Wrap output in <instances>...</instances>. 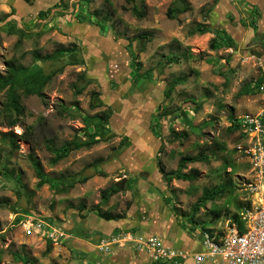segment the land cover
<instances>
[{
    "label": "rangeland",
    "instance_id": "374dc122",
    "mask_svg": "<svg viewBox=\"0 0 264 264\" xmlns=\"http://www.w3.org/2000/svg\"><path fill=\"white\" fill-rule=\"evenodd\" d=\"M174 1L143 0L145 16L139 18L132 10L133 5L141 7L139 0L134 4L126 0H0V75L6 74L9 61L27 68L37 64L46 72L64 64L42 88L44 98L25 97L18 91L25 112L15 126L0 116V164L6 166L0 167V264H59L63 236L58 233H64L63 225L75 221L73 217L92 213L89 209L101 201L100 192L126 179L120 192L101 207L104 214L123 215L130 204V190L143 181L122 165L120 160H130L129 153L133 160H147V168L160 165L166 173L176 169L182 156H207L208 160L187 164L182 171L191 174L192 181L173 179L166 184L160 174L163 199L189 232L201 226L216 238L223 236L234 223L231 216H240L256 199L245 188L252 173L246 152L249 142L239 123L243 116L257 115L264 108L259 82H255L260 80L259 71L253 58L237 62V55L232 56L227 37L208 18L209 4L192 8L189 0H183L187 10L168 18L166 12ZM40 10L49 11L38 19ZM59 12L62 15L56 14ZM77 18L90 19L103 26V33H113L130 60L131 93L136 83L151 86L150 98L157 106L151 125L156 129L155 134L151 132L150 149L129 139L128 147L120 148L127 134L113 129L112 114H125V107L117 102L107 116L109 129L104 140L90 149L71 152L51 167L45 140L61 146L74 136L82 137L85 128L93 131L101 126L99 115L107 109L103 102L109 91L104 95L100 84L90 77L81 43L72 36L71 25ZM9 22L25 35L9 34L5 26ZM201 28L207 32L200 34ZM57 51L61 52L57 61H36ZM69 60L76 64L67 65ZM81 74L90 82L76 93L73 85ZM178 76L185 77V82L165 96L168 83ZM159 93L162 101L157 103ZM6 99L7 88L0 91V109ZM260 120L264 125V115ZM31 157L39 160L49 180L40 188H36L38 178ZM96 160L103 161L89 168ZM85 168L93 175L86 183L72 189L58 185ZM97 171L107 176L95 175ZM222 185L225 194L207 202L189 220L190 209L202 191Z\"/></svg>",
    "mask_w": 264,
    "mask_h": 264
},
{
    "label": "crops",
    "instance_id": "0c3cea01",
    "mask_svg": "<svg viewBox=\"0 0 264 264\" xmlns=\"http://www.w3.org/2000/svg\"><path fill=\"white\" fill-rule=\"evenodd\" d=\"M189 2L192 8L204 2L209 4L208 18L212 26L235 40L229 49L232 56L237 55V62L254 59L253 66L259 71L261 80L256 78L255 82H260L257 84L262 91L260 95L264 97V0ZM71 27L73 38L81 43L90 77L100 84L104 95L109 91L103 103L111 109L117 102L125 107V114H112L114 131L127 134L129 141L140 142L150 149L153 135L149 128L152 113L157 107L154 99L150 98L151 86L136 83L131 93L134 82L131 79L130 60L117 45L113 33L105 34L97 25L85 21ZM156 100L157 103L162 101L160 93ZM260 113L264 115V108L258 110L257 114ZM130 155H127L130 160L120 161L128 173L138 174L143 181L136 182V187L130 190V204L124 208L122 217L104 220L93 213L73 217L75 221L71 219L63 225L59 264H155L143 247L135 245L150 236H157L165 248L177 253L205 254L199 231L195 229L189 232L166 205L163 181L156 167L147 168V160H133ZM101 244L107 245L108 252L99 250ZM204 262L215 264L216 260L206 256ZM184 264L194 262L188 258Z\"/></svg>",
    "mask_w": 264,
    "mask_h": 264
},
{
    "label": "trees",
    "instance_id": "16d2710c",
    "mask_svg": "<svg viewBox=\"0 0 264 264\" xmlns=\"http://www.w3.org/2000/svg\"><path fill=\"white\" fill-rule=\"evenodd\" d=\"M87 3L90 2V0H85ZM128 3L134 4L136 0H126ZM139 2L142 4L143 0H139ZM132 10L134 13L139 17L142 18L145 16V10L143 4L141 7H137L136 5H133ZM187 10V7H185L182 10H177L174 5L172 8H169L166 12V15L168 18H172V15L174 12L183 13ZM49 10L42 11L40 10L37 13L38 19H41L47 15ZM62 15V12L56 13ZM252 13H250L251 15ZM84 19L77 18L78 22L83 21ZM87 23H92L97 25L101 31H104L103 26H100L99 24L93 23L90 19L84 20ZM6 28H8V33L12 35H19L20 38H22L25 35V31L21 30L16 27L14 22H9L5 24ZM198 32L200 34L206 33V28L198 29ZM228 46L231 48L233 46V40L227 36ZM74 52V50H72ZM59 51L54 52L52 54H46L43 57L36 58V61H41L43 64H46V62H50L53 60L57 61L60 56ZM67 65H74L76 64L75 60H69ZM64 68V64L55 68H52L49 72H46L45 68L40 65H33L30 68L24 67L20 64H14L13 62L9 61L6 64V74L0 75V91L7 88V99L4 104V106L0 109V116L5 117L6 119L10 120V125L15 126L18 123V120L20 117L24 115L25 109L23 105L20 102V97L18 94V91L21 90L23 95L25 97L30 95H36L40 98H44V95L42 93V88L44 85L49 81L52 77H54L56 74L60 73ZM186 78L183 76H178L176 78H173L169 83L168 87L165 92V96H169L170 92L174 89V87L178 85H182L185 82ZM261 81V80H260ZM90 80L86 78V75L81 74L78 77L77 82L73 85V87L76 90V93H80L84 87L86 86V83H89ZM260 83V82H259ZM97 105H101V102H98ZM182 111V110H181ZM112 113V110L110 107H107L106 113L99 115V123L101 126L99 128H94L93 131H90L88 128H85L84 136H74L71 140L64 142L61 146L54 145L53 141L50 139H46L44 142L45 150L50 154V158L48 160L49 166L53 167L56 166L60 161L64 160L68 157V155L71 152L79 151L82 149H90L94 145L98 144L100 141L105 139V136L108 132V115ZM170 113H164L163 116L169 115ZM237 127V126H236ZM150 131L155 134L156 126L154 125L150 126ZM128 138L124 137L123 141L120 142V148H126L128 147ZM117 155V154H116ZM114 156H109V158H114ZM208 160L207 156L205 155H195V156H182L178 160L177 167L174 171L165 172L164 169L159 165L157 166L158 172L162 175V177L165 180L166 184H169L173 179L176 180H183V181H192L193 176L191 174H185L182 171L185 169L187 164L196 163V162H202ZM31 164L33 166V169L35 171V174L38 178V182L36 184V188L42 187L44 184L48 183V179L45 177L39 160L31 157ZM103 160H96L92 162L88 167L90 168H96L97 165H99ZM108 161V160H106ZM1 169H5V164H0ZM87 169L85 168L79 173H75L72 176H70L65 182H59L58 185H60L63 189H72L76 184H84L86 183L90 178L93 177L91 173H87ZM95 175H98L100 177H106L107 173L102 171H97ZM15 183L19 188H21V184L19 180H16ZM119 184V183H118ZM120 192L119 187L114 183L113 185L109 186L108 188L103 189L100 192V198L101 201L92 206L89 209V212H92L96 216L104 219V220H113L117 218H121L122 215L114 216L110 214H104L101 211V207L106 205L113 195ZM226 192V186L222 185L219 188H207L202 191L201 197L192 205L190 209V215L189 220L193 221L195 215L199 212V210L205 206V204L209 201H214L220 199L223 194ZM176 214V213H175ZM232 221L238 225V229L241 231L242 224L239 221V214H233L231 216ZM198 226V225H197ZM198 231H206L204 227L199 226V228H196ZM49 248H47V251ZM24 261V260H23ZM26 261V260H25ZM24 261V263H25ZM155 264H163L154 262ZM27 264V261H26Z\"/></svg>",
    "mask_w": 264,
    "mask_h": 264
},
{
    "label": "built area",
    "instance_id": "2783aa9c",
    "mask_svg": "<svg viewBox=\"0 0 264 264\" xmlns=\"http://www.w3.org/2000/svg\"><path fill=\"white\" fill-rule=\"evenodd\" d=\"M262 113L245 115L241 119L240 128L248 139V150L252 178L246 183L247 192L256 199L240 213L238 225L218 238L207 231H199L205 254L188 255L165 248L157 236H150L143 242H136V247L144 248L152 262L163 264H184L191 258L194 264H205V257L215 259V264H264V125L260 120ZM254 204V205H253ZM56 231V230H55ZM63 236L64 233H58ZM99 250L108 252L106 244Z\"/></svg>",
    "mask_w": 264,
    "mask_h": 264
},
{
    "label": "water",
    "instance_id": "95a60500",
    "mask_svg": "<svg viewBox=\"0 0 264 264\" xmlns=\"http://www.w3.org/2000/svg\"><path fill=\"white\" fill-rule=\"evenodd\" d=\"M184 6H185V2L183 0H176L174 3V7L177 10H182ZM140 42H142V41H140ZM125 181H126V179H123L119 184L116 183V185L119 187V189L123 188Z\"/></svg>",
    "mask_w": 264,
    "mask_h": 264
},
{
    "label": "flooded vegetation",
    "instance_id": "af4514ba",
    "mask_svg": "<svg viewBox=\"0 0 264 264\" xmlns=\"http://www.w3.org/2000/svg\"><path fill=\"white\" fill-rule=\"evenodd\" d=\"M176 1V0H175ZM175 1H174V3H175Z\"/></svg>",
    "mask_w": 264,
    "mask_h": 264
}]
</instances>
